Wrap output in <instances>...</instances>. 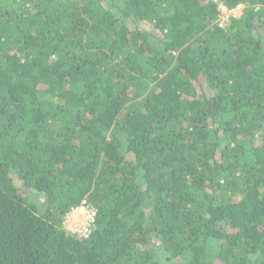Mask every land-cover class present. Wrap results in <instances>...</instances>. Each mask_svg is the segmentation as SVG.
<instances>
[{
	"label": "trees",
	"instance_id": "trees-1",
	"mask_svg": "<svg viewBox=\"0 0 264 264\" xmlns=\"http://www.w3.org/2000/svg\"><path fill=\"white\" fill-rule=\"evenodd\" d=\"M220 2L0 0V264H264V0Z\"/></svg>",
	"mask_w": 264,
	"mask_h": 264
},
{
	"label": "built area",
	"instance_id": "built-area-1",
	"mask_svg": "<svg viewBox=\"0 0 264 264\" xmlns=\"http://www.w3.org/2000/svg\"><path fill=\"white\" fill-rule=\"evenodd\" d=\"M214 2L217 4L219 15L218 17L223 13L225 16H229L227 18V21L229 22L231 18H237L239 17L234 15V10H242L244 9V6L240 5L236 7L235 9H227L222 2H219L218 0H214ZM217 17V18H218ZM219 27H222L221 25L217 24ZM95 215L96 211L94 208L90 207L87 203L82 202V204L72 209L63 219V229L65 232L79 236L83 239H87L90 237L92 230L94 228L95 223Z\"/></svg>",
	"mask_w": 264,
	"mask_h": 264
},
{
	"label": "rangeland",
	"instance_id": "rangeland-1",
	"mask_svg": "<svg viewBox=\"0 0 264 264\" xmlns=\"http://www.w3.org/2000/svg\"><path fill=\"white\" fill-rule=\"evenodd\" d=\"M219 1V0H218ZM221 1V0H220ZM219 1V2H220ZM243 9L242 10H234V15L238 16L242 13ZM227 18H229V16H225L223 15V13L217 18L216 20V24H219L221 25L223 28H227L229 23L227 21ZM16 185L20 188V190L22 191L23 193V196L27 199H29L30 202H34V203H41L43 200L40 196H37L36 194H34L32 191L28 190V189H25L21 184L17 183L16 181ZM154 244V243H153Z\"/></svg>",
	"mask_w": 264,
	"mask_h": 264
}]
</instances>
